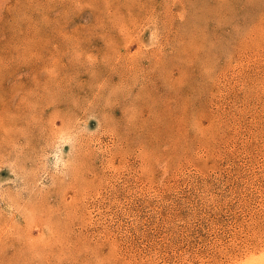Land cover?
I'll use <instances>...</instances> for the list:
<instances>
[{"label":"rangeland","instance_id":"obj_1","mask_svg":"<svg viewBox=\"0 0 264 264\" xmlns=\"http://www.w3.org/2000/svg\"><path fill=\"white\" fill-rule=\"evenodd\" d=\"M261 259L264 0H0V264Z\"/></svg>","mask_w":264,"mask_h":264},{"label":"bare ground","instance_id":"obj_2","mask_svg":"<svg viewBox=\"0 0 264 264\" xmlns=\"http://www.w3.org/2000/svg\"><path fill=\"white\" fill-rule=\"evenodd\" d=\"M62 138H64V137H62ZM64 139H65V138H64ZM64 139H63V140H64ZM63 140H62V141H63ZM67 142H68V141H67ZM62 143H63V142H62ZM59 150H62V149H60V147H59ZM60 152H61V151H60ZM58 153H59V151H58ZM56 155H57V154H56ZM58 158H59V157H58ZM63 158H64V157H63ZM61 159H62V157L60 158V160H61ZM56 160H57V159H56ZM58 162H59V161H58ZM60 162H61V161H60ZM62 166H63V165H62ZM257 262H258V261H257ZM254 263H255V262H254ZM246 264H247V263H246ZM251 264H252V263H251ZM257 264H264V259H263V260L261 259V261L258 262Z\"/></svg>","mask_w":264,"mask_h":264}]
</instances>
